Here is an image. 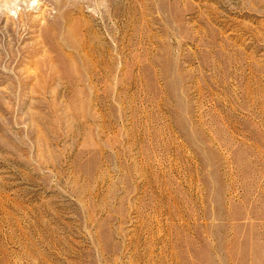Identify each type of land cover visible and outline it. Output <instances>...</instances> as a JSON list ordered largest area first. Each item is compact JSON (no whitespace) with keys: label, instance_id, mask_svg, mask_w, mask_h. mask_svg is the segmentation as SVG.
I'll use <instances>...</instances> for the list:
<instances>
[{"label":"rangeland","instance_id":"obj_1","mask_svg":"<svg viewBox=\"0 0 264 264\" xmlns=\"http://www.w3.org/2000/svg\"><path fill=\"white\" fill-rule=\"evenodd\" d=\"M0 264H264V0H0Z\"/></svg>","mask_w":264,"mask_h":264}]
</instances>
